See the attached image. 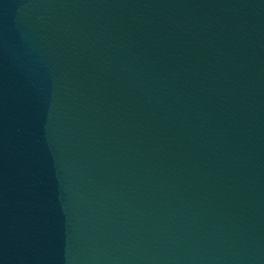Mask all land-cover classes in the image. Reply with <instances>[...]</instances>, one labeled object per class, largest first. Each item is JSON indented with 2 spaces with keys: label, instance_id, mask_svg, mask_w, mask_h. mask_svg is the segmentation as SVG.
<instances>
[{
  "label": "water",
  "instance_id": "95a60500",
  "mask_svg": "<svg viewBox=\"0 0 264 264\" xmlns=\"http://www.w3.org/2000/svg\"><path fill=\"white\" fill-rule=\"evenodd\" d=\"M0 264H264V0H0Z\"/></svg>",
  "mask_w": 264,
  "mask_h": 264
}]
</instances>
